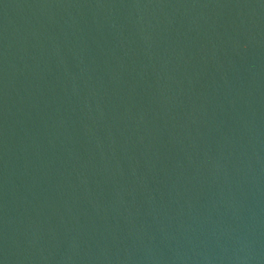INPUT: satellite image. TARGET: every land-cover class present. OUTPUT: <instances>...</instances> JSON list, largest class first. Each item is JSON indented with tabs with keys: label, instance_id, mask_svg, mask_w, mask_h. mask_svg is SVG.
<instances>
[{
	"label": "water",
	"instance_id": "1",
	"mask_svg": "<svg viewBox=\"0 0 264 264\" xmlns=\"http://www.w3.org/2000/svg\"><path fill=\"white\" fill-rule=\"evenodd\" d=\"M0 264H264V0H0Z\"/></svg>",
	"mask_w": 264,
	"mask_h": 264
}]
</instances>
